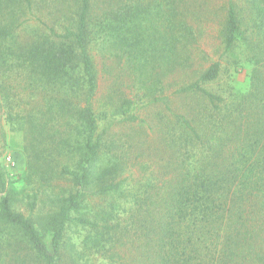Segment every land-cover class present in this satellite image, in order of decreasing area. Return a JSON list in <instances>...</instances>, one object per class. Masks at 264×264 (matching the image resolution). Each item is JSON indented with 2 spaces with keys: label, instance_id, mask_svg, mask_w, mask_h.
<instances>
[{
  "label": "trees",
  "instance_id": "trees-1",
  "mask_svg": "<svg viewBox=\"0 0 264 264\" xmlns=\"http://www.w3.org/2000/svg\"><path fill=\"white\" fill-rule=\"evenodd\" d=\"M47 2L56 11L41 16ZM203 20L218 23L223 54L197 71ZM33 22L43 27L18 39ZM94 51L111 76L101 98ZM223 59L253 64L247 92L206 87ZM11 78L29 100L8 96ZM0 101L37 142L32 174L47 180L53 154L76 159L60 166L73 189L55 194L50 240L14 211L0 173V219L40 264L60 263L73 226L94 233L74 249L109 264H264V0H0ZM132 165L137 176L115 182Z\"/></svg>",
  "mask_w": 264,
  "mask_h": 264
},
{
  "label": "rangeland",
  "instance_id": "rangeland-1",
  "mask_svg": "<svg viewBox=\"0 0 264 264\" xmlns=\"http://www.w3.org/2000/svg\"><path fill=\"white\" fill-rule=\"evenodd\" d=\"M55 11V5L52 2H47L43 5L40 14L41 16H46L47 12L51 13ZM213 17L218 20L219 14L214 15ZM217 24L215 26L211 21H202L203 29H206V36L201 39L200 46L208 53V58H199V63L195 67L197 71L204 70L213 62H217L221 59L223 51L217 53V44H219V42L214 38L218 29ZM38 25V22L27 24L24 27L26 30L23 31V29L22 32L19 33L18 39H21V41L28 40L30 36L37 31L34 29H38L37 27H43ZM241 46L243 48V45ZM241 52L242 49H239L235 53L241 54ZM94 55L97 70L99 72V93L97 98H101L103 95L107 94L111 76L105 72V64H108L106 58L99 55L97 51H94ZM227 60L228 59L221 60L223 67L219 80L207 84L206 87L219 95L230 98L231 94H241L249 90L250 76L254 66L248 62H243L236 68L228 65L226 63ZM229 60L232 61L233 57L229 56ZM19 70L20 69L15 67L9 71V74L13 73V77L15 78L18 72H23ZM12 79L13 78H11L10 84H8V96L13 94L16 96V94H18L16 90L12 92L10 91L14 84H16L13 83ZM192 79L193 75L188 77V80ZM185 80H187V78ZM17 81L18 83L20 82V80ZM229 88L230 93H227ZM16 99H23L25 101L29 100L28 98L24 99L21 95L16 96ZM9 100L10 99H8V102ZM2 102L4 101H0V104ZM12 102H14V98ZM10 108H8V116L11 114L17 115L23 113V110L18 109L15 105H11ZM5 112V106L2 104L0 107V173L4 175L7 181L8 193L13 197L14 211L21 212L25 216L30 217L34 222L36 229L40 232V235L46 240H50L51 229H48L49 231L46 230L45 226H42V224H45L46 221L49 222L48 216L57 211L55 204L52 202L57 198L55 197V194L60 193L61 195L62 191H67L69 193L73 189L72 182L68 181L69 177L65 175L61 176L59 174L60 166L61 168L63 165L74 167V165H76V159H69L66 153H62L61 155L53 154L51 163L54 170L50 171V173L48 172L46 176L47 180H41L40 177L42 175L40 173L38 175L35 173L32 174L28 169L29 163L32 161L34 162L33 159L30 161L29 157H32L31 150L33 146L37 145V142L32 139L33 137L29 133L30 131L21 129L22 123H19L17 118L15 120L8 119V123L1 118V114H4ZM140 116L142 119V114ZM54 127L55 129L58 128L56 125H54ZM119 127V124H114L112 129L118 132ZM57 166H59L58 169ZM137 171L138 167L132 165L126 174L115 182L120 181L125 178V176L129 178L135 177L137 176ZM39 172H44V170ZM3 197L4 194L0 193V204ZM109 201H114V198H109ZM118 203L119 200H116V204ZM96 204H98L99 207L104 208L106 202L97 200ZM30 205H34L35 208L33 211H31ZM91 234L93 235L94 233L90 228L76 226L70 228L66 236V246L63 250V258L59 264H74L75 261L72 256L76 253L80 254V261L78 260L77 264H109V262L104 259L107 255H100V259H96V257H94V250H80L81 247L78 250L74 249L75 244L79 247L86 238L93 237ZM23 238L24 236L22 232L17 227L8 224L6 225L0 219V264H15L13 262V257L8 254L15 255L16 253H18L19 256H22L21 260L27 258V264H40L39 260L37 261L30 257L33 249H30V247L24 243Z\"/></svg>",
  "mask_w": 264,
  "mask_h": 264
}]
</instances>
